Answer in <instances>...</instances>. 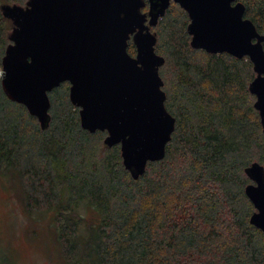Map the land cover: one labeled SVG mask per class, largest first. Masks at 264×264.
I'll list each match as a JSON object with an SVG mask.
<instances>
[{"label":"trees","instance_id":"16d2710c","mask_svg":"<svg viewBox=\"0 0 264 264\" xmlns=\"http://www.w3.org/2000/svg\"><path fill=\"white\" fill-rule=\"evenodd\" d=\"M14 1L0 0V61L12 30L1 5ZM243 2L245 17L264 34V0ZM170 10L159 20L163 31L177 20ZM168 35L177 89L164 91V105L175 128L165 157L148 162L136 180L122 167L119 144L106 145L97 163L90 158L104 131L80 128L67 83L48 92L44 129L0 88V178L28 216L48 213L54 251L65 264H264V238L249 223L255 209L242 177L255 162L253 148L264 146L248 90L253 66L247 57L207 54L186 42L179 51ZM11 258L0 244V264H14Z\"/></svg>","mask_w":264,"mask_h":264},{"label":"water","instance_id":"95a60500","mask_svg":"<svg viewBox=\"0 0 264 264\" xmlns=\"http://www.w3.org/2000/svg\"><path fill=\"white\" fill-rule=\"evenodd\" d=\"M27 0L1 5L13 24L10 44L1 59V90L13 103L47 127L51 103L48 92L69 83L68 101L78 107L80 128L106 131L103 142L120 145L122 167L137 179L146 164L165 157L175 118L165 110V92L158 67L164 58L155 51L156 33L150 32L166 12L170 0ZM190 20V47L207 54L247 57L255 76L248 86L256 99L264 133V40L244 6L234 0H173ZM148 17V21H147ZM147 22V24H146ZM132 39L136 54L127 51ZM255 39V41H252ZM251 180L243 188L255 212L249 223L264 238V168L245 167Z\"/></svg>","mask_w":264,"mask_h":264},{"label":"rangeland","instance_id":"374dc122","mask_svg":"<svg viewBox=\"0 0 264 264\" xmlns=\"http://www.w3.org/2000/svg\"><path fill=\"white\" fill-rule=\"evenodd\" d=\"M14 2L9 4H14ZM26 2L27 0H24L21 3L15 2V4L24 7V3ZM169 8L171 9L169 14H172L173 16H176V14L178 15L176 16V22H174L172 26L169 25L168 28L164 27L163 31L162 28L158 26L159 19L158 23L149 29L150 32L156 33L157 39L155 40V47L162 44V47H160V51H157V54L164 58L165 64L158 70L159 73L161 72V82L164 84L162 87L163 91L168 92V95L170 96L171 94H176V69L173 67L167 50L168 43L169 45H172V43L168 42L166 39L169 37L168 34H171L169 39H171L176 45L177 50L184 51L185 42L186 45L188 44L189 46L190 37L187 34V27H180L178 23L182 22L186 25L189 22L188 16L184 13V9L176 7L175 5H170ZM179 12H181V14H179ZM262 28L264 29V23ZM184 34H186L187 37L186 35L184 36ZM164 42L168 43L164 45ZM132 46L134 45L129 46V50L131 51V54H135V46L134 51ZM105 133L106 131L103 132L102 137L100 136L101 138H94V149L91 148L89 150V154L91 153L93 155V157L90 158H92L93 161H96L95 163L103 158L104 154L108 152L106 145L101 141L103 137L107 135V133ZM262 139L263 141H261V143L264 144V136ZM253 149L251 155L255 158V162H259L264 167V146L259 147L256 145ZM242 177L243 179H246L247 184L251 183V181L244 175V172ZM19 196L20 195L13 192L9 186L6 187L4 181L0 178V244L3 251H5L10 258L12 257L11 259L14 264H65L54 251L57 249L53 240H51L52 230L47 224L49 220L48 213L44 214L43 212H40V215L37 212L32 214L31 217L28 216L20 202L21 200L18 198Z\"/></svg>","mask_w":264,"mask_h":264},{"label":"flooded vegetation","instance_id":"af4514ba","mask_svg":"<svg viewBox=\"0 0 264 264\" xmlns=\"http://www.w3.org/2000/svg\"><path fill=\"white\" fill-rule=\"evenodd\" d=\"M142 1H144V6L141 8V10L143 11V13H145L146 14V12H148V8H149V4H148V1H146V0H142ZM236 3H240V4H242L243 6H244V9H243V11H244V13H243V19H248V18H246L245 17V9H246V6L244 5V2H243V0H234L233 2H231L230 3V7H234L235 5H236ZM170 5L171 6H176V7H179V8H182V7H180L179 6V4H177V3H175L173 0H170V4H169V6H168V8L170 7ZM167 8V9H168ZM166 12H167V10H166ZM185 13V12H184ZM164 14H165V12H164ZM186 15H187V13H186ZM165 16V15H164ZM163 16V17H164ZM188 16V15H187ZM162 17V18H163ZM162 18H160V19H162ZM189 19V18H188ZM248 20H251V19H248ZM147 21H148V17H147ZM252 21V20H251ZM189 22H190V20H189ZM189 22H188V24H189ZM146 24H147V22H146ZM253 24V23H252ZM187 25V24H186ZM185 25V26H186ZM256 28V27H255ZM256 31H257V33L262 37V38H264V34L263 33H261V32H259L258 30H257V28H256ZM190 38H191V36H189ZM189 38V39H190ZM131 40L132 39H129V40H127V43H128V45H127V51H128V53H129V55H131V57H133L134 56V54H131V51L129 50V46L131 45ZM252 41H255V39H253ZM261 45H262V51L264 52V40L261 42ZM133 53V52H132ZM157 53V52H156ZM135 54H136V49H135ZM159 68V67H158ZM255 73V72H254ZM255 76V75H254ZM262 77H264V74H262ZM69 84V83H68ZM69 86V85H68ZM163 87V86H162ZM162 90H163V88H162ZM254 95V94H253ZM254 99H256V97H255V95H254ZM255 101V100H254ZM253 105H254V103H253ZM253 107V106H252ZM255 108V107H254ZM256 109V108H255ZM258 115H259V113H258ZM260 118V117H259ZM262 129V128H261ZM264 134V133H263ZM257 162V161H256ZM254 162H252L251 164H253ZM257 163H259V162H257ZM250 164V165H251ZM249 165V166H250ZM261 165V164H260ZM262 167H263V165H261ZM264 168V167H263ZM264 175V174H263ZM252 183V182H251ZM251 183H249V184H251Z\"/></svg>","mask_w":264,"mask_h":264}]
</instances>
